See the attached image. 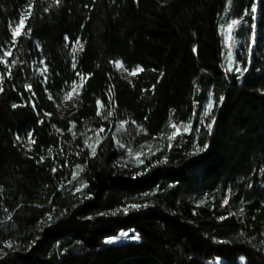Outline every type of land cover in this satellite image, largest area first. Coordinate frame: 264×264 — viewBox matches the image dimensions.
Wrapping results in <instances>:
<instances>
[{"label": "trees", "instance_id": "1", "mask_svg": "<svg viewBox=\"0 0 264 264\" xmlns=\"http://www.w3.org/2000/svg\"><path fill=\"white\" fill-rule=\"evenodd\" d=\"M229 1L242 74L223 66ZM263 44L264 0H0V264H264ZM122 230L139 240L105 243Z\"/></svg>", "mask_w": 264, "mask_h": 264}, {"label": "snow or ice", "instance_id": "2", "mask_svg": "<svg viewBox=\"0 0 264 264\" xmlns=\"http://www.w3.org/2000/svg\"><path fill=\"white\" fill-rule=\"evenodd\" d=\"M58 2H59V0H57V3H58ZM30 7H31V5H30ZM256 10H257V9H256V6H255V4H253V5L251 6L250 9H246V10H245L244 15H251L252 13H255ZM29 15H31V12H30V11H29ZM253 18H254V17H253ZM24 19H25L24 17H21L20 22H19V25H18L17 27L13 28V30H12L13 43L16 42V38H18L20 35H22L21 29L25 26V25H24ZM237 23H238L237 20H233V21L231 22V24H229V25L227 26L228 29L231 30L232 27H233L234 25H236ZM30 31H31V29H28V32H29V33H30ZM228 38L230 39V37H228ZM252 43H253V44L255 43V32H254V31H253V33H252ZM76 45H79L80 50L83 49V45L80 43L79 40L76 41ZM76 50H77L76 47L73 46V52H75ZM194 51H195V49H194ZM249 53H251V46L249 47ZM2 55H3L4 57H8V56L11 55V51H10V50L3 51ZM228 62H229V63H228V67L226 68V71H228V72L235 71V72H238V73H242V72H244V71H247V67L241 68L239 65H236L235 68H233V67L231 66V64H232V53H231V52L228 53ZM15 63H16V61L13 60V61H12V64H15ZM41 63H43V61H41ZM249 63H250V61H249ZM5 64H6V66H7V62H6V61H5ZM72 66H73V68H75V67H76L75 63H73ZM116 67L120 68V67H123V65H122L121 62L118 61V62H116ZM47 71H48L47 66H45V67L43 68V70L41 71V75H43V74L46 73ZM140 71H143V69L140 68V67H137V68L133 69V70L129 73V75L135 76V75H137V73L140 72ZM8 75H9V77L11 76V68H10V67H9ZM77 76L79 77V81H80V83L77 84L75 81H73V82L69 85L70 91L65 92V94H64V96H63V101H68V100L72 99L74 93L78 95V94H79V89L82 88L83 83L86 82V77H84L82 74L77 73ZM2 82H3V77L0 76V92L3 91ZM46 82H47V78L45 79V83H46ZM25 87H26V90L31 91V85H26ZM33 94H34V93H33ZM49 99L52 100L53 97L50 95V96H49ZM219 99L222 101V100H223V97H220ZM63 101H62V102H63ZM109 103H110V104H111V103H114V100H113V98H112L111 96H109ZM97 106H98L97 115H98V116H99V115H104V114L101 113V111L99 110L100 108H103V107H104V105L102 104V102L99 101V100H97ZM212 107H213V102L210 100L209 103L206 105V108H205V111H204V116H208V115L210 114V112H211V110H212ZM45 115L47 116V115H50V114L45 113ZM111 115H112V112L109 111V112L106 113L105 118H107L108 116H111ZM42 122H43V121H41V123H42ZM212 122L214 123V119H213ZM74 126H75V125H74V123H73V127H74ZM54 127H55V126H54ZM121 127H123V124H121ZM171 127L175 128L176 131L172 134V136H169V140H171L172 138H174V136L177 135V134L180 132V128L177 127L176 124H174V123L171 124ZM183 127H184V130L187 131V126H183ZM207 127H208L209 132H210V131H211L212 124L209 123V124L207 125ZM57 131H59V130H57ZM70 131H71V129H70ZM99 131H100V132H103L104 129L101 128ZM74 135H75V133H74ZM18 139H19V138H18ZM29 143H30V144H34V143H35V140H32V139L30 138ZM85 144H87V146L91 149V154H92V155H95V153H96V147L92 146L91 144H88L87 140L85 141ZM206 148H207V145H205L203 148H199V149H197V151H204ZM41 159H43V158H41ZM140 163H143V161H140ZM76 168H77V171H76V172H73V174H72V175H73V179L76 178V176L78 175V172H79V171H82V167H81L80 165H77ZM53 171H56V169L54 168ZM82 187H87V185L85 184V185H83ZM76 191H77V192H80V191H82V188H77ZM224 203L227 204V203H228V200L225 199V200H224ZM140 207H141V205H139V204H132V205H129V206L123 208L122 210H119V209H118L117 211H122L124 214H127L128 211H129L130 209H138V208H140ZM145 207H146V205H145ZM115 214H116V213H112V215H115ZM49 219H51V216H49ZM126 237H129V233H127V232H123V233H121L120 236H118V237H114V238H109V239H107V240L105 241V243H113V242H115L116 240H118V239H120V238H126ZM130 238H131V239H139V235H138V234H133V235H131ZM4 246L10 248V247H12V243H11V242H8V243H7L6 245H4Z\"/></svg>", "mask_w": 264, "mask_h": 264}, {"label": "rangeland", "instance_id": "3", "mask_svg": "<svg viewBox=\"0 0 264 264\" xmlns=\"http://www.w3.org/2000/svg\"><path fill=\"white\" fill-rule=\"evenodd\" d=\"M256 9H257V6H256ZM230 10H231V1H229V3H228L227 11L224 14V16H223V18L221 20V24H220V33L222 35L223 42H224V62H223V66H224L225 69L228 67V63H229L228 62V53L231 52L232 53V64H231V66L233 68H235L236 65H239L241 68L248 67V64L249 63L247 65H243L241 63H238L237 60H236V55L240 51L239 50L240 49L239 47H240V44L242 43L241 40H240V38H239V34H240L239 32L241 31L242 20L241 19H238V18L232 17L231 14H230ZM248 16L251 19V21L248 22V32H247V35H246V40L248 41L249 47L251 46V50H253L255 43L254 44L252 43V33H253V31L255 32V41H256L257 29H256L255 21L257 19V10H256L255 13H252L251 15H248ZM233 20H237L238 23L236 25H234L231 30H229L227 26L229 24H231V22ZM228 37H230V39ZM261 47H263V51H264V44L261 45ZM78 48H79V46L76 45V49L77 50H78ZM116 62H118V61H116ZM116 62H114L115 67H116ZM119 62H121V61H119ZM122 65H123V67H120V68L116 67L117 70L124 77H126L129 80H131L133 76L132 75H129V73L132 70H128L123 63H122ZM244 72H242V73H244ZM236 73H238V72H236ZM242 73H238V74H242ZM76 83L79 84L80 81L78 80ZM81 91H82V88L79 89V94L78 95L74 93L72 99H70L68 101H65L64 102L65 107H69L72 104H74L78 100V98L80 97ZM210 100L213 102V100L210 98L206 102V104L204 106V111H205L206 105L209 103ZM208 117H209V115L208 116H204V113H203V116L201 118V124L202 125H204V126L206 125L207 120H208ZM182 130H184V128H182ZM187 130H188V127H187ZM123 232L129 233V237L120 238V239L116 240L113 243H107V244H109V245H115V244H119V243L126 242V241H138L139 240V239H131L130 238L131 235L137 234L133 230H122L117 235L112 236V237H109V238L118 237Z\"/></svg>", "mask_w": 264, "mask_h": 264}]
</instances>
